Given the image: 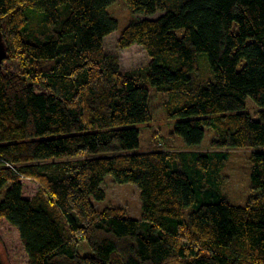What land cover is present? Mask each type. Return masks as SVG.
<instances>
[{
  "label": "trees",
  "instance_id": "16d2710c",
  "mask_svg": "<svg viewBox=\"0 0 264 264\" xmlns=\"http://www.w3.org/2000/svg\"><path fill=\"white\" fill-rule=\"evenodd\" d=\"M123 1L138 19L118 46L149 57L125 72L103 48L113 0H0L16 62L0 67V219L28 264H264V0ZM151 89L186 150H140ZM235 149L250 150L244 205L222 187ZM106 175L136 185L139 219L95 206Z\"/></svg>",
  "mask_w": 264,
  "mask_h": 264
},
{
  "label": "rangeland",
  "instance_id": "374dc122",
  "mask_svg": "<svg viewBox=\"0 0 264 264\" xmlns=\"http://www.w3.org/2000/svg\"><path fill=\"white\" fill-rule=\"evenodd\" d=\"M110 13L117 19V29L107 35L103 40V48L107 53H112L118 57L121 72L143 67L149 61L146 51L139 45L133 44L130 47L121 49L118 46V37L123 27L138 19V16L132 15L123 0H113L109 7ZM205 57L201 55L198 58L200 69L205 68ZM2 65L10 70L16 68V62L4 59ZM207 66V64H206ZM41 91L40 89H37ZM165 96L153 89L150 91V111L151 120L146 124H138L140 132L139 148L140 150L162 149L165 151L186 150L181 137L175 136L171 130L175 125V120H170L165 114L162 103ZM246 110L257 117L259 107L255 105L251 98L246 99ZM212 133L205 134L201 144L191 150H209ZM249 149L230 150L229 160L223 171V192L227 195L232 204L244 205L251 198L252 191L249 184ZM7 166V165H6ZM23 189L25 194L32 195L37 191L38 183L32 179H23ZM101 187L104 191L102 201H94L98 209L110 207L129 215L131 218L140 217L139 190L132 183H115L110 175L103 178ZM193 240H187V243L193 245ZM78 252L81 254H90L91 249L83 241L78 243ZM0 257L4 264H28V258L19 238L17 229L4 219H0ZM167 264H176L174 259ZM182 264V263H180Z\"/></svg>",
  "mask_w": 264,
  "mask_h": 264
},
{
  "label": "water",
  "instance_id": "95a60500",
  "mask_svg": "<svg viewBox=\"0 0 264 264\" xmlns=\"http://www.w3.org/2000/svg\"><path fill=\"white\" fill-rule=\"evenodd\" d=\"M8 54H7V48L6 44L3 40V35L2 32L0 31V67L4 59H7Z\"/></svg>",
  "mask_w": 264,
  "mask_h": 264
}]
</instances>
